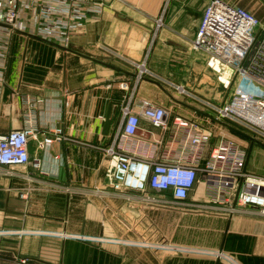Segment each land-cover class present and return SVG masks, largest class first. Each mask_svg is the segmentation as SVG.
I'll list each match as a JSON object with an SVG mask.
<instances>
[{
    "label": "crops",
    "instance_id": "crops-1",
    "mask_svg": "<svg viewBox=\"0 0 264 264\" xmlns=\"http://www.w3.org/2000/svg\"><path fill=\"white\" fill-rule=\"evenodd\" d=\"M210 1L92 0L102 3L100 13L88 10L75 20L67 47L12 35L0 135L30 125L35 136L27 164L0 167V251L36 264H264V217L253 208L229 214L231 202H215V188L200 173L182 205L148 189L115 192L105 177L102 149L130 93L133 105L161 104L211 130L205 156L221 137L244 146L246 171L264 177V146L212 119L224 91L192 46ZM223 1H238L264 20V0ZM136 64L146 69L137 82ZM122 81L129 90L120 89ZM170 133L141 120L135 137L161 139L159 155L167 145L175 154L180 145L169 143ZM76 235H112L122 243L90 246Z\"/></svg>",
    "mask_w": 264,
    "mask_h": 264
},
{
    "label": "built area",
    "instance_id": "built-area-1",
    "mask_svg": "<svg viewBox=\"0 0 264 264\" xmlns=\"http://www.w3.org/2000/svg\"><path fill=\"white\" fill-rule=\"evenodd\" d=\"M101 8L102 3L92 0H0V89L5 86L13 34L59 40L67 47L75 20L88 10L100 13ZM192 46L206 56L207 67L224 91L221 104L213 108L212 119L241 138L264 146V20L238 1L211 0L202 13ZM135 66L137 82L146 69ZM129 85V81L119 83L122 90H129ZM178 91L183 89L178 87ZM172 115L169 107L148 100L133 105L132 93L128 95L111 143L102 149L108 159V186L115 192L148 189L168 194L172 204L182 205L200 173L215 188V202H231L229 214L239 208H253L264 217V177L246 171V148L221 137L205 156L211 130L186 116ZM141 120L161 132H171L169 143H179L178 153L167 145L159 155L161 139L150 144L135 137ZM55 132L61 134V129ZM34 136L30 125L0 135V167L27 164L28 143ZM48 141H39L38 148ZM219 257L226 256L220 252ZM24 259L27 261L23 258L22 262Z\"/></svg>",
    "mask_w": 264,
    "mask_h": 264
},
{
    "label": "rangeland",
    "instance_id": "rangeland-1",
    "mask_svg": "<svg viewBox=\"0 0 264 264\" xmlns=\"http://www.w3.org/2000/svg\"><path fill=\"white\" fill-rule=\"evenodd\" d=\"M169 91H172V90H169ZM71 237L82 238L83 240H85L84 242H86L87 245H90V246L96 245L98 247H103V248H108L109 246L113 244V242L122 243L121 241L116 240V239H119L120 237L117 238L112 235L86 236V238L84 236L76 235V236H71ZM22 259L23 257H19L14 254L12 255L7 252L0 251V264H36L34 262L29 261V259H27V261L24 259V261L22 262Z\"/></svg>",
    "mask_w": 264,
    "mask_h": 264
},
{
    "label": "water",
    "instance_id": "water-1",
    "mask_svg": "<svg viewBox=\"0 0 264 264\" xmlns=\"http://www.w3.org/2000/svg\"><path fill=\"white\" fill-rule=\"evenodd\" d=\"M109 126H110V121L106 119L105 125H104V134H107Z\"/></svg>",
    "mask_w": 264,
    "mask_h": 264
}]
</instances>
